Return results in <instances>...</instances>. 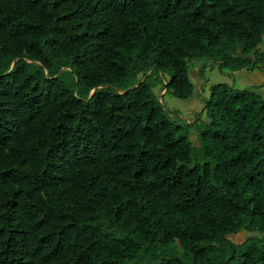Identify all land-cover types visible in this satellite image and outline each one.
Here are the masks:
<instances>
[{"label":"trees","instance_id":"1","mask_svg":"<svg viewBox=\"0 0 264 264\" xmlns=\"http://www.w3.org/2000/svg\"><path fill=\"white\" fill-rule=\"evenodd\" d=\"M263 43L264 0H0V264H264V96L191 78Z\"/></svg>","mask_w":264,"mask_h":264},{"label":"rangeland","instance_id":"2","mask_svg":"<svg viewBox=\"0 0 264 264\" xmlns=\"http://www.w3.org/2000/svg\"><path fill=\"white\" fill-rule=\"evenodd\" d=\"M262 48V52L264 53V47ZM261 59L263 64L264 54L261 55ZM192 63L195 64V67L191 69V78L196 85L198 83V86L202 87V90L205 91V96L209 94L208 89L210 86L219 83H227L237 89L253 87L257 93L264 95L263 65H261L260 68L245 67L231 72L222 68L219 63H214L212 61L204 65H199L200 63H203V60L195 59ZM200 94L201 92L196 88L194 94L187 99L177 98L170 93L164 94V91L159 93L158 96L160 99L159 101L164 104V107L169 111L170 116L174 120L185 122L186 119H190L192 121L197 120V122L200 123L205 117L204 114L200 115V111L204 104V97ZM193 133H191L192 135H190L189 138L194 147L198 149L200 145L197 139V132ZM246 235V232L240 231L236 234H229L226 238L237 245H241L245 240Z\"/></svg>","mask_w":264,"mask_h":264},{"label":"water","instance_id":"3","mask_svg":"<svg viewBox=\"0 0 264 264\" xmlns=\"http://www.w3.org/2000/svg\"><path fill=\"white\" fill-rule=\"evenodd\" d=\"M135 86H137V84L133 85V87H135ZM94 90H95V88H93V89H92V91H91L90 95H92V94H93ZM120 93H122V92H120Z\"/></svg>","mask_w":264,"mask_h":264},{"label":"crops","instance_id":"4","mask_svg":"<svg viewBox=\"0 0 264 264\" xmlns=\"http://www.w3.org/2000/svg\"><path fill=\"white\" fill-rule=\"evenodd\" d=\"M261 46H262V45H261ZM261 46H260V49H263L262 47H264V43H263V46H262V47H261ZM263 96H264V95H263Z\"/></svg>","mask_w":264,"mask_h":264}]
</instances>
